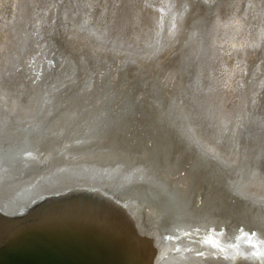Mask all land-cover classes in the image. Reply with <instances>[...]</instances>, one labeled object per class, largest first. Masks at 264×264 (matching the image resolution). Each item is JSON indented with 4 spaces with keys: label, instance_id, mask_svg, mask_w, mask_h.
Wrapping results in <instances>:
<instances>
[{
    "label": "water",
    "instance_id": "water-1",
    "mask_svg": "<svg viewBox=\"0 0 264 264\" xmlns=\"http://www.w3.org/2000/svg\"><path fill=\"white\" fill-rule=\"evenodd\" d=\"M17 13L20 53L0 61V264H264V0Z\"/></svg>",
    "mask_w": 264,
    "mask_h": 264
},
{
    "label": "rangeland",
    "instance_id": "rangeland-1",
    "mask_svg": "<svg viewBox=\"0 0 264 264\" xmlns=\"http://www.w3.org/2000/svg\"><path fill=\"white\" fill-rule=\"evenodd\" d=\"M21 3H22V0H0V56H8V54H10L9 56L18 57L20 53V49H21L20 45H21L22 37L18 33L20 32L19 29H20L21 20L17 25L12 24V27H11L12 29L10 33L8 30L10 29L12 21L19 20L18 18L19 14L17 12H18V9ZM30 25H27V26H30ZM4 29L5 31H3ZM33 29L34 28L32 27V30ZM243 30H242L241 35L245 34L244 33L245 30L244 31ZM37 35H38V32L35 33V36ZM33 37H34V34H33ZM233 40L237 41L238 35L237 36L235 35ZM233 40L229 42L228 44L229 46L228 48H226V51L224 52V57H225L226 65H227V73H228L225 79L228 78L227 79L228 85H235V82L233 79L237 78V73H238L237 66L236 67L234 66L236 64L234 63L235 59L233 58V54H232L233 50H235L234 47L237 46V43H235ZM232 42H234L236 46L233 47ZM34 53H37L36 50H34ZM220 119L223 122L228 123V124H232L236 120V118L230 114H225L222 117H220ZM210 133H212V131H210ZM207 134H209V132H207Z\"/></svg>",
    "mask_w": 264,
    "mask_h": 264
},
{
    "label": "bare ground",
    "instance_id": "bare-ground-1",
    "mask_svg": "<svg viewBox=\"0 0 264 264\" xmlns=\"http://www.w3.org/2000/svg\"><path fill=\"white\" fill-rule=\"evenodd\" d=\"M43 51V50H42ZM3 57H5V58H3ZM9 57H11V58H17V57H15V56H0V60H1V66H5V65H8L9 64ZM28 58H31V55H28ZM15 62V61H14ZM14 62H11V65L14 63ZM30 62V61H29ZM28 62V63H29ZM28 63H27V67H28ZM14 66H16V65H14ZM14 66H12V67H14ZM20 67V66H19ZM16 68V67H15ZM23 71H24V73H25V68L23 69L22 67H20ZM31 89H33L34 90V88H31ZM35 103V102H34ZM16 109H18L17 107H16ZM225 123V122H224ZM228 124V123H227ZM206 132H209L208 130H205L204 131V135H205V133ZM211 146H215L216 147V149L218 150V151H220V152H222L223 154H225V147H223L222 145H220V143H217V142H215V141H213L212 143H211Z\"/></svg>",
    "mask_w": 264,
    "mask_h": 264
},
{
    "label": "flooded vegetation",
    "instance_id": "flooded-vegetation-1",
    "mask_svg": "<svg viewBox=\"0 0 264 264\" xmlns=\"http://www.w3.org/2000/svg\"><path fill=\"white\" fill-rule=\"evenodd\" d=\"M234 29L232 28V26H229L228 27V31H227V38H226V44H229V42H231V40H233L234 39ZM232 46L234 47L235 46V43L234 42H232Z\"/></svg>",
    "mask_w": 264,
    "mask_h": 264
}]
</instances>
